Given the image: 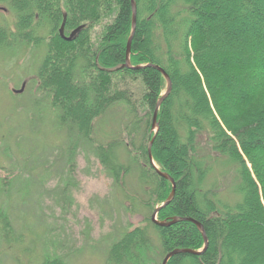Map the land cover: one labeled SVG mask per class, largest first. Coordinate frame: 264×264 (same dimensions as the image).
I'll return each mask as SVG.
<instances>
[{"label": "trees", "instance_id": "16d2710c", "mask_svg": "<svg viewBox=\"0 0 264 264\" xmlns=\"http://www.w3.org/2000/svg\"><path fill=\"white\" fill-rule=\"evenodd\" d=\"M0 1L15 13L12 28L0 27V48L15 41L46 43L34 77L47 97L42 112L54 114L56 125L72 130L76 141L91 142L117 186L137 173L146 197L142 204L151 213L172 188L149 161L147 145L154 135L152 158L175 182L157 219L192 218L208 240L200 254H175L167 264H264V0H134L132 67L124 65L131 0ZM39 18L49 26L45 39L35 32ZM62 23L65 36L82 28L66 40L59 33ZM153 65L172 83L157 111L155 134L152 117L166 82ZM34 106L38 111L41 105ZM116 109L124 111L123 128L111 140L95 142V121ZM76 144L67 149L69 167ZM215 166L234 173L241 200L222 202L204 190ZM148 219L158 245L147 226L125 229L110 242L106 264H157L158 254L161 264L173 249H203L192 221L161 227ZM0 224L9 239L5 213ZM41 264L66 263L46 255Z\"/></svg>", "mask_w": 264, "mask_h": 264}, {"label": "rangeland", "instance_id": "374dc122", "mask_svg": "<svg viewBox=\"0 0 264 264\" xmlns=\"http://www.w3.org/2000/svg\"><path fill=\"white\" fill-rule=\"evenodd\" d=\"M14 19L7 2L0 1V27L12 28ZM36 26V35L45 39L48 24L39 18ZM46 48L45 42L19 41L0 48V213L7 215L12 233L4 237L0 224V264H41L46 255L66 264H106L110 242L135 226H147L158 245L138 174L131 171L117 186L91 142L76 141L72 130L56 125L54 114L42 112L47 97L34 77ZM34 105H41L38 111ZM123 113L116 109L97 119L94 141L106 142L119 133ZM74 142L69 167L67 149ZM225 172L215 166L203 187L214 199L234 204L242 196L234 173ZM217 179L218 186H211ZM160 259L158 254L154 261Z\"/></svg>", "mask_w": 264, "mask_h": 264}, {"label": "water", "instance_id": "95a60500", "mask_svg": "<svg viewBox=\"0 0 264 264\" xmlns=\"http://www.w3.org/2000/svg\"><path fill=\"white\" fill-rule=\"evenodd\" d=\"M131 5H132V30H131V34L128 38V41H127V48H126V53H127V56H126V62H125V66L127 67H132L131 64H130V61H129V52H130V43H131V39H132V35L134 33V29H135V23H136V4L134 2V0H131ZM82 28V26H79L77 28H75L74 30H72L68 36H65L64 35V23L61 24L60 28H59V33L60 35L66 39V40H72L74 38V36L79 32V30ZM150 65V64H149ZM143 65H138V66H135L136 68H139ZM156 69H158L161 73H162V76L163 78L165 79L166 81V88H165V91L164 93L161 95V97L158 99L157 103H156V107H155V110H154V114H153V117H152V125H151V130L154 131V134L156 133L157 129H158V123H157V111L159 109V106L160 104L162 103V101L164 100V98H166V96H168V94L170 93L171 91V87H172V83H171V80H170V77L168 76V74L164 71V69H162L161 67H159L158 65H153ZM23 90V87L20 88L18 91H22ZM153 139H154V135L152 137V139L148 142V145H147V153H148V158H149V161L151 163V165L153 167H155V170H156V173L162 177H164L165 179L169 180L171 185H172V188H171V191H170V194L168 195V197L165 199V201L160 205V206H157L152 215H151V220L153 221L154 224L158 225V226H168V225H171L175 222H177L179 219L180 220H189V221H192L198 228V230L201 232L202 234V237H203V240H204V247L201 251H196V250H193V249H190V248H176V249H173L171 251H168V253L165 255V257L163 258L162 260V263L161 264H166L167 261L172 257L174 256L175 254H179V253H189V254H195V255H198L200 254L207 246L208 244V240H207V237H206V234L204 232V229H203V226L201 223H199L198 221L192 219V218H179V217H173L172 219L168 220V221H165V220H158L156 218V215L158 213V211L166 206L172 199L173 195H174V190H175V182L173 180L172 177H170V175H168L167 173L165 172H161L157 167L156 165L154 164V161L152 159V154H151V146H152V143H153Z\"/></svg>", "mask_w": 264, "mask_h": 264}]
</instances>
